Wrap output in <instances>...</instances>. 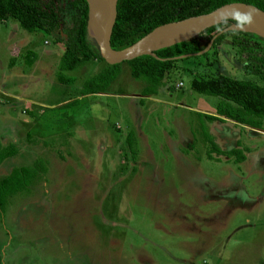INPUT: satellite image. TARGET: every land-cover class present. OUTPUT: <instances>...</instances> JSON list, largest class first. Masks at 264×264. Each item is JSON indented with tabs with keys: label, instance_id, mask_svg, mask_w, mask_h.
Returning <instances> with one entry per match:
<instances>
[{
	"label": "rangeland",
	"instance_id": "1",
	"mask_svg": "<svg viewBox=\"0 0 264 264\" xmlns=\"http://www.w3.org/2000/svg\"><path fill=\"white\" fill-rule=\"evenodd\" d=\"M75 2L61 0L63 19ZM55 37L0 20V143L16 148L0 177L36 157L46 165L0 209V264H264V119L261 129L206 121L216 97L189 87L216 71L264 86V62L253 68L231 43L245 37L227 33L204 55L177 59L149 95L124 61L94 94L80 84L103 60L58 82ZM253 45L263 53L264 41ZM205 126L245 158H208Z\"/></svg>",
	"mask_w": 264,
	"mask_h": 264
},
{
	"label": "trees",
	"instance_id": "2",
	"mask_svg": "<svg viewBox=\"0 0 264 264\" xmlns=\"http://www.w3.org/2000/svg\"><path fill=\"white\" fill-rule=\"evenodd\" d=\"M232 1L250 3L264 11V0H116V14L109 44L115 50L121 49L156 25L206 13L221 4ZM72 4L74 5L73 13L63 19L61 0H0V20L11 18L20 28L27 31L39 30L47 34L55 33L54 40L62 42L63 48L59 54L56 73L57 81L62 83L73 82V77L65 75L64 71L71 70L89 60H103L94 40L86 34V0H76ZM231 22L233 21L229 23ZM216 31L214 24L188 39L156 49L155 56L142 54L125 60L124 62L129 66L130 75L143 81L140 94L155 93L166 72L174 66L177 59H182L177 56L181 54H189L185 57L193 56L192 53L202 49ZM232 32V30H226L217 34L209 48L216 47L224 34ZM236 33L242 34L245 40L232 38V45L239 52H246L247 56L253 59L252 63L250 62L253 68H258L264 62V51L260 53L257 50L259 48L253 44L257 41H264V38L248 31ZM206 52L204 51L201 55ZM34 59L35 53L27 50L24 54L25 63L30 65ZM13 61L10 57L8 65H12ZM104 63L94 74L81 82L80 94H94L103 91L116 77L121 62L108 64L104 61ZM189 87L198 93L216 97L212 102L214 112L201 113L206 121L226 118L251 128H262L264 86L251 79L235 78L216 71L209 75L192 77ZM201 135L205 137L208 145L205 150L208 158H212L211 153L226 156V159H231L235 163L245 158L243 149L237 145L221 149L213 141L206 126L202 128ZM129 137L127 133L128 142H130L127 139ZM15 153L16 148L13 143L6 145L0 143V162ZM45 171V162L40 157L34 158L29 164L13 166L7 174L0 177V209L5 205L9 196L25 189Z\"/></svg>",
	"mask_w": 264,
	"mask_h": 264
},
{
	"label": "water",
	"instance_id": "3",
	"mask_svg": "<svg viewBox=\"0 0 264 264\" xmlns=\"http://www.w3.org/2000/svg\"><path fill=\"white\" fill-rule=\"evenodd\" d=\"M87 2V21H86V34H87V24H88V13H89V1ZM116 0H104V4L101 12L100 27L97 37L93 38L97 46L99 55L108 64L119 63L142 54H149L155 56V50L165 46H169L179 41L188 39L203 29L214 25L213 20L216 16L218 10H223L232 6L239 7L241 9L247 10L252 8L256 11L255 23L252 24L246 31L255 33L258 36L264 38V11L253 4L245 3L241 1H232L221 4L214 9L201 14L190 15L182 19L165 22L154 26L151 30L146 32L144 35L139 37L137 40L131 44L115 50L111 48L109 44V37L111 33V28L115 20V10ZM233 23V22H231ZM230 23V24H231ZM247 27V26H246ZM177 29L176 31H172ZM226 30H231V28H226ZM222 31V32H224ZM221 32H214L210 39L207 41L206 45L199 51L192 53L193 55L202 54L206 51L213 38ZM88 35V34H87ZM189 54H181L177 57L183 58Z\"/></svg>",
	"mask_w": 264,
	"mask_h": 264
},
{
	"label": "clouds",
	"instance_id": "4",
	"mask_svg": "<svg viewBox=\"0 0 264 264\" xmlns=\"http://www.w3.org/2000/svg\"><path fill=\"white\" fill-rule=\"evenodd\" d=\"M255 16L256 11L252 8L244 10L232 6L223 10H218L213 23L216 25L217 32H222L226 28H231V30L236 33L239 31H246L252 24H254ZM230 21H233L234 23L230 24Z\"/></svg>",
	"mask_w": 264,
	"mask_h": 264
},
{
	"label": "bare ground",
	"instance_id": "5",
	"mask_svg": "<svg viewBox=\"0 0 264 264\" xmlns=\"http://www.w3.org/2000/svg\"><path fill=\"white\" fill-rule=\"evenodd\" d=\"M89 1V13L87 34L91 38H95L98 35L100 27V19L104 0H88ZM174 29L172 31H176Z\"/></svg>",
	"mask_w": 264,
	"mask_h": 264
},
{
	"label": "crops",
	"instance_id": "6",
	"mask_svg": "<svg viewBox=\"0 0 264 264\" xmlns=\"http://www.w3.org/2000/svg\"><path fill=\"white\" fill-rule=\"evenodd\" d=\"M224 120H229V119H226V118H224L223 120H212V121H224ZM232 121V120H231ZM211 122V121H210ZM207 128V127H206ZM208 130V129H207ZM208 133H209V131H208ZM210 134V133H209ZM211 135V137H212V134H210ZM212 139H213V137H212ZM213 141L215 142V140L213 139ZM216 143V142H215ZM217 144V143H216Z\"/></svg>",
	"mask_w": 264,
	"mask_h": 264
},
{
	"label": "built area",
	"instance_id": "7",
	"mask_svg": "<svg viewBox=\"0 0 264 264\" xmlns=\"http://www.w3.org/2000/svg\"><path fill=\"white\" fill-rule=\"evenodd\" d=\"M181 84V82L179 81V82H177L176 84H175V86H179Z\"/></svg>",
	"mask_w": 264,
	"mask_h": 264
}]
</instances>
